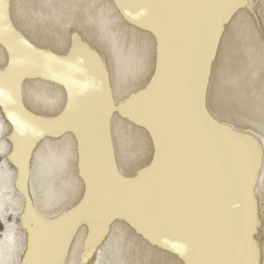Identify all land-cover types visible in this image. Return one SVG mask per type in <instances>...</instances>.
Listing matches in <instances>:
<instances>
[{
  "label": "bare ground",
  "instance_id": "bare-ground-1",
  "mask_svg": "<svg viewBox=\"0 0 264 264\" xmlns=\"http://www.w3.org/2000/svg\"><path fill=\"white\" fill-rule=\"evenodd\" d=\"M8 3L15 31L45 55L36 66L30 54L18 50L17 67L9 73L12 53L0 40V74H4L0 75L4 94L0 96V264H27L31 229L36 230L38 241L54 250L50 258L62 264H186L181 255L162 246L182 242L183 230L149 228L154 237L150 239L133 222L147 217L140 208L145 199H152L151 211L160 215L184 211L167 187L155 197L143 190L154 178L164 176L167 161L143 185H121L111 178L112 166L124 180H136L154 163L157 147L150 124L156 122L146 113L169 90L166 73L161 85L145 95L160 70V37L151 24L145 26L126 15L137 16L139 0H123V9L118 0ZM211 6L208 0L189 5ZM227 7L232 11L213 55L206 64L197 65L195 111L189 106L185 85L199 48L201 19L190 13L166 40V52L170 46L176 66L173 117H183L178 148L190 150L197 160L193 179L206 188L202 211L217 247H227L237 211L231 197L218 209L212 199L214 191L227 188L232 167L228 153L236 148L241 161L254 169L250 192L242 191L236 204L247 210L250 195L252 239L259 249L258 264H264V0H229ZM133 97L136 101L121 111V105ZM70 99L79 103L66 117ZM17 105L27 117L21 116ZM9 111L29 126L20 134V156L26 165L23 187L20 167L12 159L17 133ZM40 121L62 123L51 126ZM209 126L215 130L211 138ZM94 167L100 173L94 182V200L84 213L66 220L87 199L84 173L91 175ZM106 198L126 200L132 218L117 212L105 223L101 201ZM26 215L31 228L26 226ZM89 220L97 228L91 247ZM37 259L34 253L31 260Z\"/></svg>",
  "mask_w": 264,
  "mask_h": 264
},
{
  "label": "snow or ice",
  "instance_id": "snow-or-ice-1",
  "mask_svg": "<svg viewBox=\"0 0 264 264\" xmlns=\"http://www.w3.org/2000/svg\"><path fill=\"white\" fill-rule=\"evenodd\" d=\"M118 2H120L122 9L125 8L123 0H118ZM201 2L202 0H139L136 8L137 16L133 17L131 12L126 13L129 18L136 20L138 23L145 26L151 24L160 37V70L145 95L152 94L161 85L162 78L166 73L169 77V90L167 97L159 100L146 113L150 120L156 122L155 125L150 124L157 147L154 163L150 168L145 169L136 180H124L112 166L111 178H114L121 185H143L145 178L154 176L157 170L161 168L162 161H167V170L164 176L154 178L153 182L144 186L143 190L155 197L160 194L162 188L167 187L177 201L184 205V211L172 216L160 215L151 211L152 199H145L141 202L140 208L143 213H147V217L142 219L141 222L134 220L133 222L137 223V227H140L146 235H149L150 239H154V237L148 231L149 228L155 232L165 229L183 230L182 242L172 243L171 245L164 244L162 246L170 247V250L181 255L185 259L186 264H258L257 254L259 249L252 239L254 224L250 195H248L249 207L247 210H245L243 204H236V200L240 199L242 191L245 193L250 192L254 169L241 161L236 148L233 147L228 153V158L232 161V167L228 176L227 188L214 191L212 199L218 209L226 198L231 197V203L237 211L227 247L220 248L212 242V231L202 211L201 198L205 194L206 188L203 185H198L193 179V174L198 167L197 160L190 150L178 148V133L183 128V117H173L176 97V66L174 53L170 46L166 52V40L178 25H182L185 22L190 13L201 19L199 48L196 57L193 58L188 68L189 79L185 85L189 106L191 110L195 111L199 101V92L195 86L197 65L201 61L206 64L207 60L213 55V46L218 41V34L223 31L222 25L232 11L231 8L227 7L229 0H208L212 6L207 9L189 7V5H198ZM9 7L8 0H0V40L8 44V50L12 53V64L8 70L11 73L17 67L18 50L30 54L32 57L31 63L36 66L39 65V57L45 54L37 52L15 31L10 21ZM157 24L160 26L157 27ZM13 41H17L18 44L14 46ZM19 45H23V49H20ZM75 54L74 50L73 55ZM50 59L56 60L57 58L50 57ZM59 62L63 63V61ZM3 95V92H0V96ZM136 99V97H133L128 104L121 105L120 110L126 111ZM74 103L79 102L70 99L68 113L65 114L66 117L72 112ZM17 106L21 116L27 117V113H24L22 106ZM5 110L8 111L7 105H5ZM200 115L204 117L203 112ZM8 118L16 125L17 134L13 139L16 140L17 149L12 159L20 167L21 186L23 187L26 165L24 162L25 158L20 156V134L29 126L22 123L10 111ZM30 119L34 120L35 118ZM39 123L58 126L62 122L40 121ZM35 134V131H33V136ZM207 135L209 138L215 135V130L210 126L207 128ZM84 143L85 138L81 135L82 165L84 163ZM230 143H233V141H230ZM84 174L88 178V197L74 213L65 218L66 220L72 216L84 213L89 203L94 200V182L99 178V169L94 167L91 175L87 171ZM101 204L104 210L105 223L114 218L117 212L129 213V218H132L126 200L106 198L101 201ZM31 211L29 205L28 213L31 214ZM27 219L28 216L26 215V226L31 228L27 223ZM89 223L92 224V236L89 237L88 242L89 247H91L97 228L92 220H89ZM145 224L147 227H145ZM31 230L32 248L29 252L27 264H62L61 261L50 258L54 250L38 241L36 230ZM34 253L39 257L36 261L31 260Z\"/></svg>",
  "mask_w": 264,
  "mask_h": 264
},
{
  "label": "rangeland",
  "instance_id": "rangeland-1",
  "mask_svg": "<svg viewBox=\"0 0 264 264\" xmlns=\"http://www.w3.org/2000/svg\"><path fill=\"white\" fill-rule=\"evenodd\" d=\"M0 227H1V225H0Z\"/></svg>",
  "mask_w": 264,
  "mask_h": 264
}]
</instances>
